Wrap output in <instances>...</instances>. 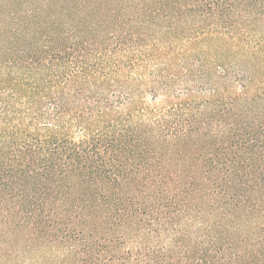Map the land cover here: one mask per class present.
<instances>
[{
    "label": "trees",
    "instance_id": "1",
    "mask_svg": "<svg viewBox=\"0 0 264 264\" xmlns=\"http://www.w3.org/2000/svg\"><path fill=\"white\" fill-rule=\"evenodd\" d=\"M145 3L0 12V264H264V0Z\"/></svg>",
    "mask_w": 264,
    "mask_h": 264
},
{
    "label": "rangeland",
    "instance_id": "2",
    "mask_svg": "<svg viewBox=\"0 0 264 264\" xmlns=\"http://www.w3.org/2000/svg\"><path fill=\"white\" fill-rule=\"evenodd\" d=\"M44 1L45 2L47 1L46 2L47 6L45 7H43ZM178 1L182 2L183 0H178ZM149 2H151V0H0V12L9 11V10L10 11L15 10L19 12L21 9L24 8L26 9L30 8L31 10L37 8H44L45 10L43 9L42 11L51 12V13H59L61 11L63 12L85 11L88 12L90 16L92 15L91 18L98 21H102L105 20V18H109V15L112 11L114 13L115 12L126 13L131 11L130 13H132L139 8L141 10L142 8L141 6L144 3L146 5ZM167 22H169V20H162L161 24L167 25L168 24ZM262 194L263 193L258 191L253 192V198L252 200H250L249 206H252L255 201L257 202L258 201L257 198L261 197ZM201 209L202 208L200 207L199 202H197V204L193 206L191 211L197 213L200 212ZM227 209L236 212L245 209V207H243L242 209L233 210V208L229 206ZM261 213L264 214V205ZM234 216H238V217H234L229 221L231 222V224H233L235 228H237V232H234L233 230V232L229 233L232 239L236 240L238 238H244L245 236L249 235L252 219L246 218L245 215H242L240 213L235 214ZM256 216L257 215H254L253 217ZM206 221L208 223L210 222V219L208 218L206 219ZM26 238H27V234L25 233L24 230L21 229V226H18L17 228L10 229L4 240L9 242L11 245H17L19 251L25 254V256H27V254L25 253V249H26L25 247L27 246ZM159 238H161V236ZM48 251L51 250L46 248L41 249L40 251L36 249H31L29 255L32 254L34 256L41 257V253L42 254L45 253L46 256L47 253H51ZM47 258H49V256ZM47 258L42 256L41 264H50V260H47ZM56 258H57L56 259L57 264H65L67 262L66 257L56 256ZM17 264H23V263L18 261Z\"/></svg>",
    "mask_w": 264,
    "mask_h": 264
}]
</instances>
